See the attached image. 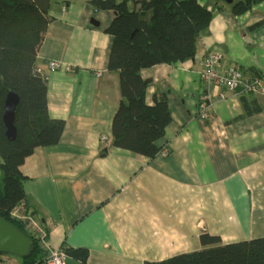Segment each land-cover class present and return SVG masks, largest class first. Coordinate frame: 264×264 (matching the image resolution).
Masks as SVG:
<instances>
[{"label":"crops","instance_id":"1","mask_svg":"<svg viewBox=\"0 0 264 264\" xmlns=\"http://www.w3.org/2000/svg\"><path fill=\"white\" fill-rule=\"evenodd\" d=\"M199 1L213 16L195 57L142 71L147 102L165 92L172 115L159 142L169 154L147 158L112 146L122 98L119 74L108 68L114 11L52 0L36 65L47 77L49 116L65 128L20 167L49 249H87V264H145L208 247L202 233L219 236L216 245L264 237V0L242 14L232 9L240 0ZM211 52L222 70L262 77V91L205 83ZM51 61L63 68L51 70ZM242 96L261 109L245 114Z\"/></svg>","mask_w":264,"mask_h":264},{"label":"trees","instance_id":"2","mask_svg":"<svg viewBox=\"0 0 264 264\" xmlns=\"http://www.w3.org/2000/svg\"><path fill=\"white\" fill-rule=\"evenodd\" d=\"M261 0L233 3L236 14L250 10ZM52 0H0V215L33 240L31 254L22 264H44L48 252L32 234L25 220L13 212L34 216L27 206L21 165L36 148L57 144L65 121L49 116L47 77L36 65L38 48L49 22ZM96 9L115 13L106 32L113 37L108 68L120 79L121 101L112 122V146L134 156L154 158L159 143L172 122L168 96L154 95L147 102L149 83L142 76L146 68L192 59L198 41L207 30L213 12L199 0H90ZM15 92L16 137L8 138L4 122L5 102ZM245 114L261 108L256 100L242 96ZM104 153L106 151H103ZM205 247L161 261L145 264H264V237L226 245H216L219 236L200 235ZM215 245V246H212ZM77 264H87V249H65Z\"/></svg>","mask_w":264,"mask_h":264},{"label":"built area","instance_id":"3","mask_svg":"<svg viewBox=\"0 0 264 264\" xmlns=\"http://www.w3.org/2000/svg\"><path fill=\"white\" fill-rule=\"evenodd\" d=\"M221 57L217 53H209L203 60V69L201 71V79L207 84H214L229 91L236 93H258L262 91V77L255 75L253 77L246 76L241 69L231 67L227 70L220 68ZM51 70L63 68V65L57 61L49 63ZM40 70V69H39ZM41 71V70H40ZM224 97V93H221ZM200 112L203 117H207V103L203 100L200 103ZM168 146L163 147L159 155L167 156L169 154ZM16 218L25 220L32 234L39 240L42 245H47V231L39 223L34 216L24 215L19 210L13 212ZM69 255L65 249H51L44 264H67ZM0 264H22L13 260L10 254H3L0 258Z\"/></svg>","mask_w":264,"mask_h":264},{"label":"water","instance_id":"4","mask_svg":"<svg viewBox=\"0 0 264 264\" xmlns=\"http://www.w3.org/2000/svg\"><path fill=\"white\" fill-rule=\"evenodd\" d=\"M232 2V0H229ZM94 23L98 25L96 21ZM149 83L150 81L147 80ZM19 102V96L10 92L5 102L4 122L7 128L6 134L9 139L16 137L15 111ZM33 249V240L23 230L0 215V253L11 254L21 258L28 257ZM67 264H77L69 259Z\"/></svg>","mask_w":264,"mask_h":264},{"label":"rangeland","instance_id":"5","mask_svg":"<svg viewBox=\"0 0 264 264\" xmlns=\"http://www.w3.org/2000/svg\"><path fill=\"white\" fill-rule=\"evenodd\" d=\"M211 53H213V52H211ZM202 64H203V63H202ZM202 69H203V68H202ZM42 246H43L44 249L47 250V252L49 253V251H50L51 249H49L47 245H42ZM10 255H11V254H10ZM11 256H12V258H13L14 261H16V262H18V263H21V262H22V258H21V257L15 256V255H11Z\"/></svg>","mask_w":264,"mask_h":264}]
</instances>
